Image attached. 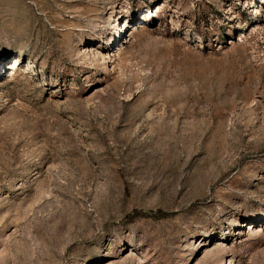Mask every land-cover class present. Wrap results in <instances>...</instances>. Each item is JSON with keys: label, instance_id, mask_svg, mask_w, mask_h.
<instances>
[{"label": "rangeland", "instance_id": "374dc122", "mask_svg": "<svg viewBox=\"0 0 264 264\" xmlns=\"http://www.w3.org/2000/svg\"><path fill=\"white\" fill-rule=\"evenodd\" d=\"M0 264H264V0H0Z\"/></svg>", "mask_w": 264, "mask_h": 264}, {"label": "bare ground", "instance_id": "6f19581e", "mask_svg": "<svg viewBox=\"0 0 264 264\" xmlns=\"http://www.w3.org/2000/svg\"><path fill=\"white\" fill-rule=\"evenodd\" d=\"M256 13H257V14H259V13H260V11L257 9Z\"/></svg>", "mask_w": 264, "mask_h": 264}]
</instances>
